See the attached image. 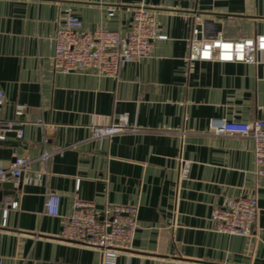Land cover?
I'll list each match as a JSON object with an SVG mask.
<instances>
[{"label":"crops","instance_id":"1","mask_svg":"<svg viewBox=\"0 0 264 264\" xmlns=\"http://www.w3.org/2000/svg\"><path fill=\"white\" fill-rule=\"evenodd\" d=\"M138 7L167 36L150 57L123 65L117 79L56 70L54 37L66 15L125 35ZM195 28L207 39L264 36V0H0L2 118L26 109L23 139L0 141V167L15 155L32 160L0 202V264H102L99 252L61 238L77 201L138 207L131 249L116 264H264L254 143L209 133L212 119L264 120V59L188 61ZM120 115L135 131L92 137ZM48 193L60 198L59 216L45 213ZM247 196L258 200L251 235L217 232L213 212Z\"/></svg>","mask_w":264,"mask_h":264},{"label":"built area","instance_id":"2","mask_svg":"<svg viewBox=\"0 0 264 264\" xmlns=\"http://www.w3.org/2000/svg\"><path fill=\"white\" fill-rule=\"evenodd\" d=\"M112 15V13H111ZM201 30H193L188 61H218L220 63L254 64L264 59V36L256 39L230 41L224 38H200ZM167 40L158 29L152 10L138 7L133 15L131 29L125 35L102 28L85 29L82 21L73 14L64 17L54 37V65L58 72L91 73L95 76L117 79L125 64L139 62L153 53L155 41ZM5 95L0 90V141L16 133L22 140L25 107L15 109L16 119L2 118ZM135 131L129 125L127 115H120L118 122L111 126L92 127L93 138L111 137L120 133ZM209 133L214 136H240L254 143L256 173L264 178V120L250 123L229 122L225 119H212ZM53 153L45 152L41 160L47 162ZM32 160L15 155L9 169L0 167V184L12 182L18 185L23 173L29 170ZM18 201L11 204L17 209ZM60 198L55 193L47 194L45 213L59 216ZM7 215V213H6ZM139 209L135 206L108 205L98 210L93 204L77 201L73 213L65 219L61 238L67 243L99 252L102 264H116L121 253L131 249L138 227ZM258 217V200L247 196L229 201L213 212L212 220L216 230L225 235L247 237Z\"/></svg>","mask_w":264,"mask_h":264},{"label":"water","instance_id":"3","mask_svg":"<svg viewBox=\"0 0 264 264\" xmlns=\"http://www.w3.org/2000/svg\"><path fill=\"white\" fill-rule=\"evenodd\" d=\"M16 136V133H13ZM0 187L6 191H4L2 194H0V202L3 201V197L5 196H11L15 193V184L12 182H6L0 184Z\"/></svg>","mask_w":264,"mask_h":264}]
</instances>
